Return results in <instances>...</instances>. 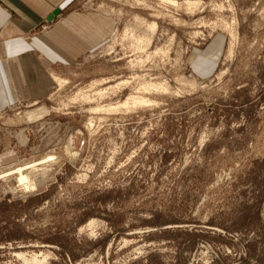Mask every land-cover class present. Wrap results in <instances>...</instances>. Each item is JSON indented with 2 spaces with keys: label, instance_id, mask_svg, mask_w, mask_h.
Returning <instances> with one entry per match:
<instances>
[{
  "label": "rangeland",
  "instance_id": "1",
  "mask_svg": "<svg viewBox=\"0 0 264 264\" xmlns=\"http://www.w3.org/2000/svg\"><path fill=\"white\" fill-rule=\"evenodd\" d=\"M61 5L0 110V264H264V0Z\"/></svg>",
  "mask_w": 264,
  "mask_h": 264
},
{
  "label": "crops",
  "instance_id": "2",
  "mask_svg": "<svg viewBox=\"0 0 264 264\" xmlns=\"http://www.w3.org/2000/svg\"><path fill=\"white\" fill-rule=\"evenodd\" d=\"M64 0H0V110L10 102L11 97L27 94L20 79L37 52H42V42L28 37L33 27L43 22H53L63 11ZM59 14L49 20L56 10Z\"/></svg>",
  "mask_w": 264,
  "mask_h": 264
},
{
  "label": "bare ground",
  "instance_id": "3",
  "mask_svg": "<svg viewBox=\"0 0 264 264\" xmlns=\"http://www.w3.org/2000/svg\"><path fill=\"white\" fill-rule=\"evenodd\" d=\"M187 1H189V0H187ZM172 2H174V1H172ZM189 3V2H188ZM192 3V2H191ZM178 5V4H177ZM187 5V4H186ZM184 8V7H183ZM137 21H138V19H137ZM138 23H140V22H138ZM154 24V23H153ZM155 26V25H154ZM150 27V26H149ZM152 30H153V25H152ZM128 29V28H127ZM131 30V29H130ZM145 32H146V30H144ZM149 31H151V30H149ZM144 32V34H146L147 35V33H145ZM143 33V32H142ZM151 33H153V31L151 32ZM148 36V35H147ZM154 36V35H153ZM149 37V36H148ZM147 37V38H148ZM152 37V36H151ZM142 38V37H141ZM141 41V40H140ZM144 41V40H143ZM150 42V41H149ZM139 46V45H138ZM147 46V45H146ZM159 50V49H158ZM17 171L19 172V181H21V182H25L27 185H32L31 184V182H30V180H29V176L28 175H26V174H24L23 173V170L21 169V167H18L17 168ZM26 185V186H27Z\"/></svg>",
  "mask_w": 264,
  "mask_h": 264
},
{
  "label": "water",
  "instance_id": "4",
  "mask_svg": "<svg viewBox=\"0 0 264 264\" xmlns=\"http://www.w3.org/2000/svg\"><path fill=\"white\" fill-rule=\"evenodd\" d=\"M57 14H59V9L56 10L51 17H49V20H52L55 17V15H57Z\"/></svg>",
  "mask_w": 264,
  "mask_h": 264
}]
</instances>
